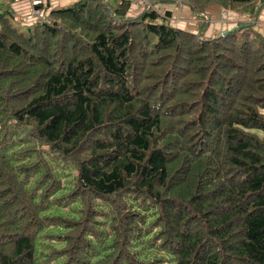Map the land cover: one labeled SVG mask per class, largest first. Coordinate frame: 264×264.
Segmentation results:
<instances>
[{"label":"trees","instance_id":"1","mask_svg":"<svg viewBox=\"0 0 264 264\" xmlns=\"http://www.w3.org/2000/svg\"><path fill=\"white\" fill-rule=\"evenodd\" d=\"M12 1L0 264H264V33H203L222 8L253 18L264 0H152L186 5L195 31L167 9L129 15L131 0L29 20Z\"/></svg>","mask_w":264,"mask_h":264},{"label":"crops","instance_id":"2","mask_svg":"<svg viewBox=\"0 0 264 264\" xmlns=\"http://www.w3.org/2000/svg\"><path fill=\"white\" fill-rule=\"evenodd\" d=\"M71 1L72 0H42V2L40 3L41 7H40L39 13L43 11L42 6L46 7V9H44V11L46 12L50 7L59 6V5H62L63 3H69ZM10 5H11V8L15 11V13L19 17H24L28 19L27 14L31 6L30 0H13L10 3ZM165 9L170 10L171 12L170 20L173 21V19H175L179 23V26L186 27V28L190 26V28H192L193 30H195L193 27L197 28V19L195 18V16L192 14V12L189 10V8L186 5H183V4L179 5V3L178 4L172 3L170 7H166ZM179 9L182 10L181 14H178ZM238 15L243 18L238 19L237 22H247L246 19H248V15H246L245 13H236L235 14L236 19ZM229 16L233 18L232 14H230ZM249 20H251L253 23L257 22V24H255L256 27L258 28V30L264 33V5L260 8L257 15ZM208 21H209L208 23L209 27L208 25L205 27L204 33H208L210 30L220 31V30H223L224 28H228L236 24L235 20L232 21L223 16H220V18L210 19Z\"/></svg>","mask_w":264,"mask_h":264},{"label":"rangeland","instance_id":"3","mask_svg":"<svg viewBox=\"0 0 264 264\" xmlns=\"http://www.w3.org/2000/svg\"><path fill=\"white\" fill-rule=\"evenodd\" d=\"M110 1H113V0H110ZM4 2H5V0H0V5H2V7H4V4H5ZM65 4L66 3H63L62 5H65ZM154 4L156 5L157 8H159V9H161V10L164 11L166 7H170L171 6L172 2H170V1H168V2H160V1H157V2H154ZM138 5L139 4H136L135 5V3H131L132 8L128 11L129 15L137 13V11H138L137 6ZM179 5H181V4L179 3ZM181 13H182V10L179 9V13L178 14H181ZM225 13H226V15H225ZM40 14L43 15V11H41ZM230 14H232L233 18L229 16ZM235 14H236L235 11H231V10H229L227 8H222V10L219 12L218 17L217 16L216 17L217 18H220V16H223V17L228 18L229 20H232V21L235 20V22L237 23V20L238 19H242L243 17H241V16L238 15L237 16V19H236ZM216 17L211 16L210 18H208V20L215 19ZM21 19L22 20H26V18H24V17H22ZM249 19H251V18L248 15V19H246V20L247 21H251ZM27 20H29V19H27ZM171 22H173L174 25H179V23L175 19H173V21L171 20ZM20 23H21V21H20ZM255 24H257V22ZM208 27H209V25H208ZM184 28H186V27H184ZM193 28L195 30H197V28H195V27H193ZM186 29L193 30L192 28H190V26L188 28H186ZM221 31L222 30H220V31H218V30H216V31L210 30L208 33H204L205 31L203 30V33H204V35H209V34L212 35L213 33H216V32H219L220 33ZM260 132H262V131H260Z\"/></svg>","mask_w":264,"mask_h":264},{"label":"built area","instance_id":"4","mask_svg":"<svg viewBox=\"0 0 264 264\" xmlns=\"http://www.w3.org/2000/svg\"><path fill=\"white\" fill-rule=\"evenodd\" d=\"M135 4H139L141 6H150L152 9L156 10L159 14H162L163 10L156 7L152 0H131ZM31 6L30 10L27 14L28 19H38L40 18V3L42 0H30Z\"/></svg>","mask_w":264,"mask_h":264},{"label":"water","instance_id":"5","mask_svg":"<svg viewBox=\"0 0 264 264\" xmlns=\"http://www.w3.org/2000/svg\"><path fill=\"white\" fill-rule=\"evenodd\" d=\"M223 32H225V30H224V31H222L221 33H223Z\"/></svg>","mask_w":264,"mask_h":264},{"label":"clouds","instance_id":"6","mask_svg":"<svg viewBox=\"0 0 264 264\" xmlns=\"http://www.w3.org/2000/svg\"><path fill=\"white\" fill-rule=\"evenodd\" d=\"M221 32H222V31H221ZM221 32H220V33H221Z\"/></svg>","mask_w":264,"mask_h":264}]
</instances>
